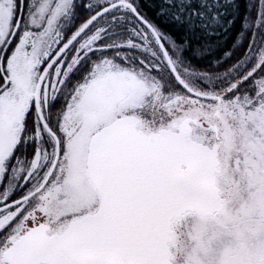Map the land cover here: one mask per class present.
I'll return each instance as SVG.
<instances>
[{"label":"snow or ice","instance_id":"snow-or-ice-1","mask_svg":"<svg viewBox=\"0 0 264 264\" xmlns=\"http://www.w3.org/2000/svg\"><path fill=\"white\" fill-rule=\"evenodd\" d=\"M0 264H264V0H0Z\"/></svg>","mask_w":264,"mask_h":264}]
</instances>
